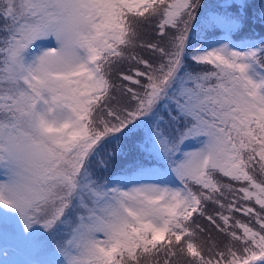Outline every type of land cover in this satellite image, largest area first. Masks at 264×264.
I'll list each match as a JSON object with an SVG mask.
<instances>
[{"label": "snow or ice", "instance_id": "1", "mask_svg": "<svg viewBox=\"0 0 264 264\" xmlns=\"http://www.w3.org/2000/svg\"><path fill=\"white\" fill-rule=\"evenodd\" d=\"M0 237L264 264V0H0Z\"/></svg>", "mask_w": 264, "mask_h": 264}, {"label": "rangeland", "instance_id": "2", "mask_svg": "<svg viewBox=\"0 0 264 264\" xmlns=\"http://www.w3.org/2000/svg\"><path fill=\"white\" fill-rule=\"evenodd\" d=\"M202 223V221H201ZM207 224V223H202ZM21 249V252H17ZM31 252L27 247L19 244L13 238L9 237L8 239H4L3 237L0 239V258L5 260L4 264H26L22 257L23 253Z\"/></svg>", "mask_w": 264, "mask_h": 264}, {"label": "trees", "instance_id": "3", "mask_svg": "<svg viewBox=\"0 0 264 264\" xmlns=\"http://www.w3.org/2000/svg\"><path fill=\"white\" fill-rule=\"evenodd\" d=\"M149 38H150V37H148V36H145V37H144V39H149ZM209 211H211V207L209 208ZM201 221H202V223H204V222L207 223V222L204 221V220H201ZM201 221H200V223H201Z\"/></svg>", "mask_w": 264, "mask_h": 264}]
</instances>
